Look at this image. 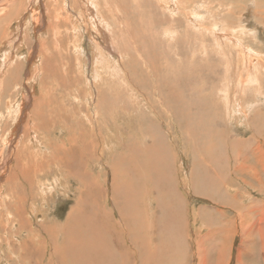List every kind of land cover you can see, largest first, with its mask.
I'll use <instances>...</instances> for the list:
<instances>
[{
	"label": "rangeland",
	"instance_id": "374dc122",
	"mask_svg": "<svg viewBox=\"0 0 264 264\" xmlns=\"http://www.w3.org/2000/svg\"><path fill=\"white\" fill-rule=\"evenodd\" d=\"M0 115V264H264V0H0Z\"/></svg>",
	"mask_w": 264,
	"mask_h": 264
},
{
	"label": "bare ground",
	"instance_id": "6f19581e",
	"mask_svg": "<svg viewBox=\"0 0 264 264\" xmlns=\"http://www.w3.org/2000/svg\"><path fill=\"white\" fill-rule=\"evenodd\" d=\"M19 4V3H18ZM18 4H16V5H18ZM124 4H126V1H125V3ZM237 6V5H236ZM243 7V6H242ZM14 8V7H13ZM123 8H125V6L123 7ZM200 8H202V7H200ZM15 9V8H14ZM33 9V8H32ZM32 11V10H31ZM175 11V10H174ZM257 12V11H256ZM257 14V13H256ZM32 15H33V17H35V13L32 11ZM10 17V16H9ZM82 18V17H81ZM35 19V18H34ZM4 20V19H3ZM33 21V20H32ZM216 23V22H215ZM242 25V24H241ZM213 26V25H212ZM214 26H215V24H214ZM212 29H214V28H212ZM225 29V28H224ZM251 30V29H250ZM216 31V30H215ZM88 32V31H87ZM89 34V33H88ZM221 37V36H220ZM90 40H91V38H90ZM16 48V47H15ZM244 51V50H243ZM64 63V62H63ZM65 65V64H64ZM258 66V65H257ZM64 67V66H63ZM9 69V68H8ZM14 70L16 71L17 69L16 68H14ZM13 70V71H14ZM263 70V69H262ZM95 72V71H94ZM37 74V73H36ZM253 74V73H252ZM249 75V74H248ZM6 77V79H5V81H4V83L5 84H8V80L10 79V75L8 74V76H5ZM39 76H38V74H37V78H38ZM251 78V77H250ZM8 79V80H7ZM254 79H256V81H258V79L257 78H254ZM251 80V79H250ZM259 83V82H258ZM10 84V83H9ZM5 87H6V85H5ZM35 87V86H34ZM142 87V86H141ZM259 88H261V87H259ZM9 90V89H8ZM32 90V89H31ZM37 90V89H36ZM8 92V91H7ZM32 92V91H31ZM263 94V93H262ZM260 95V94H259ZM33 98V97H32ZM229 100H230V98H229ZM40 107V106H39ZM247 107V106H246ZM20 108V107H19ZM3 110V109H2ZM241 110V109H240ZM6 111V110H5ZM18 112V111H17ZM244 113V112H243ZM244 115V114H243ZM1 116V115H0ZM114 116V115H113ZM246 117V116H245ZM257 117V116H256ZM256 117H255V119H256ZM263 117V116H262ZM261 117V118H262ZM30 118V117H29ZM113 119V118H112ZM114 120V119H113ZM262 120V119H261ZM32 121V120H31ZM264 121V120H263ZM23 122V121H22ZM252 122V121H251ZM262 121H260V123H261ZM255 123H257V122H255ZM258 123H259V121H258ZM264 123V122H263ZM252 125H253V123H252ZM258 125V124H257ZM261 125V124H260ZM98 127V126H97ZM260 127V126H259ZM7 128V127H6ZM257 128H258V126H257ZM255 130V129H254ZM156 131L158 132L159 131V133H161V131L159 130V129H156ZM148 133V132H147ZM4 134V133H3ZM215 135V134H214ZM1 136V135H0ZM211 137H212V135H211ZM6 138V137H5ZM4 139V138H3ZM239 141H241V140H239ZM208 142L209 141H207V144H208ZM213 142V141H212ZM236 142V141H235ZM150 143V142H149ZM206 143V142H205ZM204 143V144H205ZM238 143V142H237ZM240 143V142H239ZM241 143H242V141H241ZM245 143V142H244ZM207 144H205V145H207ZM150 145V144H149ZM214 145V147H215V144H213ZM233 145V144H232ZM239 145V144H238ZM241 145V144H240ZM217 146H218V144H217ZM251 146V145H250ZM208 148H209V146H208ZM233 149H235V147H233ZM136 150V149H135ZM160 151H162V148L161 149H155L154 150V153H157V155L156 156H154V158H155V161L156 162H158V165H164L165 166V162H166V160L163 158V156L161 155V153H160ZM205 156V155H204ZM203 157V156H202ZM201 157V158H202ZM206 157V156H205ZM77 158V157H76ZM58 159V158H57ZM120 159L122 160V158L120 157ZM119 159V160H120ZM262 159V158H261ZM260 159V160H261ZM78 160V159H77ZM120 160V161H121ZM203 161V160H202ZM162 169V168H161ZM162 171V170H161ZM164 171H166V170H164ZM160 177V179H158L157 180V182H156V184H157V186H159V187H161V186H163V184L166 186H169L170 184H168V178H167V176H165L164 177V175L161 173V175L159 176ZM139 181V180H138ZM148 182V181H147ZM170 182V181H169ZM139 183V182H138ZM144 183V182H143ZM141 185V184H140ZM172 185V184H171ZM206 185V184H205ZM127 187H128V185H127ZM145 187V186H144ZM174 187V186H173ZM195 187V186H194ZM129 188V187H128ZM148 188V187H147ZM208 188V187H207ZM130 189V188H129ZM133 189H134V187H133ZM205 189V188H204ZM140 190V189H139ZM147 190V189H146ZM159 191V190H158ZM162 191V190H161ZM202 191V190H201ZM169 192V191H168ZM160 193V192H159ZM171 193V192H170ZM167 196V195H166ZM168 197V196H167ZM176 197H177V195H176ZM93 198V197H92ZM170 199H171V197H170ZM82 200V199H81ZM80 200V201H81ZM164 200V199H163ZM171 200H173V199H171ZM95 201V200H94ZM125 202H123L122 203V208L124 209V208H126L125 207V205H127V197H126V199L124 200ZM176 201H178V197H177V199L175 200V201H173V203L174 202H176ZM81 202H83V200L81 201ZM179 202V201H178ZM172 203V204H173ZM119 204V203H118ZM167 204V203H166ZM168 206H169V204H168ZM88 207V206H87ZM93 207V206H92ZM85 208V207H84ZM97 208V207H96ZM119 208H121V207H119ZM119 208H117V210L119 209ZM168 208V207H167ZM75 209V208H74ZM82 209V208H81ZM179 209H180V207H179ZM80 210V209H79ZM98 210V209H97ZM100 210V209H99ZM101 211V210H100ZM99 211V212H100ZM169 211V210H168ZM181 211V210H180ZM82 212V211H81ZM103 212H105V211H103ZM124 212V211H123ZM128 212V211H127ZM93 213H95L94 211H93ZM101 213V212H100ZM99 213V214H100ZM78 214V213H77ZM102 214V213H101ZM124 214V213H123ZM128 214H131V213H128ZM81 215V214H80ZM93 215V214H92ZM97 215V214H96ZM127 215V214H126ZM167 215L169 216V226H171L172 225V223H173V216H175L176 217V212H174L173 211V213H167ZM77 216L78 215H71V217H70V221L68 222V228H69V226H70V224L71 223H75L76 222V220H77ZM107 216V215H106ZM160 216V215H159ZM79 217V216H78ZM89 218H90V216H89ZM98 218H99V215H98ZM181 218H182V215H181ZM81 219V218H80ZM87 219V218H86ZM102 219H104V218H102ZM101 219V220H102ZM84 220V219H83ZM82 220V221H83ZM96 220H97V218H96ZM85 221V220H84ZM93 221H94V219H93ZM125 221V220H124ZM129 221V220H128ZM131 221H132V219H131ZM131 221H129V223H130V227L132 226V222ZM181 221V220H180ZM102 222V221H101ZM126 222H127V220L124 222V224H125V226H122L121 228H123V230L126 228L127 229V225H126ZM177 222H179L178 220H177ZM99 223H100V221H99ZM106 223V222H105ZM87 225H88V222L86 223ZM104 224V223H103ZM176 224H178V223H176ZM86 225V226H87ZM119 225V224H118ZM77 226V225H76ZM100 226L101 225H99V227H97V225H94L92 222H90L89 223V228L88 229H90V235H91V239H92V241L96 244V247H97V249L96 250H100L102 253V255H104L105 253H106V251H108L112 246L110 245V243H109V238L105 235V233H104V231H102L103 229L102 228H100ZM168 226V225H167ZM166 226V227H167ZM57 227V226H56ZM64 227V226H63ZM110 227H111V229H110V232L112 233V234H114V236H116L117 237V233H116V231L114 230V225H110ZM116 227H117V225H116ZM129 226H128V229L130 228ZM166 227H163V229H165ZM176 227H178L179 228V226L177 225ZM180 227H182V226H180ZM78 228H83L84 230L82 231V230H80V229H78ZM78 228H74V230L71 232L72 233V237L70 238V246H69V244H67L68 245V249H67V251L65 252L64 251V255H65V253H67V255L68 256H73L74 255V253H69L70 251H77V249H76V245L74 244L75 243V236H80V237H82V238H84V237H86V236H83L84 234H85V230H88L86 227H85V225H81V227H78ZM149 228H150V226H149ZM71 229V228H70ZM72 229H73V227H72ZM102 229V230H101ZM107 229V228H106ZM117 229H118V232H119V227H117ZM151 229V228H150ZM163 229H162V231H163ZM167 229V228H166ZM180 229H182V228H180ZM58 230V229H57ZM66 230V229H65ZM159 230V229H158ZM127 232H128V230H127ZM160 232V231H159ZM164 232H165V230H164ZM71 233H69V234H71ZM158 233V232H157ZM129 234H130V229H129ZM163 234V233H162ZM60 235V234H59ZM58 235V236H59ZM64 236V235H63ZM65 237V236H64ZM129 237V236H128ZM137 237V236H136ZM151 237V236H150ZM164 237V236H163ZM79 238V237H78ZM87 238V237H86ZM86 238H85V240H86ZM130 238H131V234H130ZM152 238L153 237H151V240H152ZM56 240V239H55ZM66 241H69V239L68 240H66ZM83 241H84V239H83ZM117 241H118V243H119V239H118V237H117ZM138 241H142L140 238L138 239ZM57 242V241H56ZM87 242V241H86ZM92 242V243H93ZM60 243V242H59ZM62 243V242H61ZM67 243V242H66ZM88 243H89V241H88ZM91 243V242H90ZM164 243V242H163ZM131 244V243H130ZM59 245V244H58ZM81 245V244H80ZM79 245V246H80ZM93 245V244H92ZM111 246V247H110ZM54 247V246H53ZM64 247V246H63ZM83 247V246H82ZM82 247H81V249H82ZM86 248V247H85ZM63 249V248H62ZM113 249V248H112ZM200 249V248H199ZM53 250V249H52ZM92 249H90V248H87V249H85V251H87V253H90V251H91ZM55 251V250H54ZM89 251V252H88ZM199 251V250H198ZM81 252H82V250H81ZM112 252V250L110 251V253H109V256H110V258L111 259H113L114 258V253H111ZM51 254V253H50ZM59 254V253H58ZM82 254V253H81ZM83 255V254H82ZM84 256V255H83ZM87 256V255H86ZM55 257V256H54ZM66 257V256H65ZM77 257V256H76ZM79 257H80V255H79ZM73 258V257H72ZM86 258V257H85ZM55 259V258H54ZM68 259V258H67ZM67 259H65V260H67ZM149 259V258H148ZM2 260V259H1ZM62 260L60 259V262H61ZM143 261H144V259H143ZM57 262V261H56ZM62 263V262H61ZM163 263H165V262H163ZM64 264V263H63ZM65 264H67V263H65Z\"/></svg>",
	"mask_w": 264,
	"mask_h": 264
},
{
	"label": "crops",
	"instance_id": "0c3cea01",
	"mask_svg": "<svg viewBox=\"0 0 264 264\" xmlns=\"http://www.w3.org/2000/svg\"><path fill=\"white\" fill-rule=\"evenodd\" d=\"M39 67H40V66H39ZM4 93H5V92H4ZM21 100H22V99H21ZM22 101H24V100H22ZM34 107H35V106H34ZM29 116H30V115H29ZM16 124H19V123H16ZM5 128H6V126H5ZM3 133H4V134H3ZM6 134H7L6 132H2V133L0 134L2 140L5 141V142H6V139H7V135H6ZM4 136H6V138H5ZM3 138H4V139H3ZM153 183H154V182H153ZM128 231H129V230H128ZM128 242H129V241H128ZM181 251L184 252V249H182ZM105 254H106V253H105ZM105 254H104V255H105ZM104 259H105V260H108L107 257L102 258V260H104Z\"/></svg>",
	"mask_w": 264,
	"mask_h": 264
}]
</instances>
